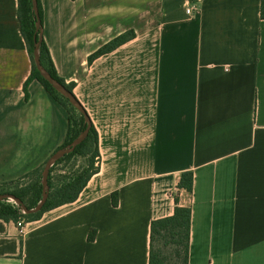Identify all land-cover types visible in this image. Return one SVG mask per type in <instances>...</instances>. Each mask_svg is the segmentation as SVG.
<instances>
[{
  "label": "crops",
  "instance_id": "obj_1",
  "mask_svg": "<svg viewBox=\"0 0 264 264\" xmlns=\"http://www.w3.org/2000/svg\"><path fill=\"white\" fill-rule=\"evenodd\" d=\"M40 5L55 70L97 132L99 170L23 234L0 219V264H149L151 224L176 199L192 212L188 264H264L261 0ZM18 13L19 0H0V181L40 168L70 130L37 79L26 100L32 59ZM186 172L192 191L180 188Z\"/></svg>",
  "mask_w": 264,
  "mask_h": 264
},
{
  "label": "trees",
  "instance_id": "obj_2",
  "mask_svg": "<svg viewBox=\"0 0 264 264\" xmlns=\"http://www.w3.org/2000/svg\"><path fill=\"white\" fill-rule=\"evenodd\" d=\"M39 14L41 18V27L43 29V19H42V8L40 5V0H38ZM19 20L21 24L22 34L26 40L28 50L32 59V74L30 78L27 80L25 84V93L26 100L29 98L27 87L29 83L37 79L45 88L48 95L54 99V101L58 102V97H61L65 101L68 102L66 98H64L61 94H59L49 82H47L39 73L36 68L33 59V49H34V33H35V15L32 10L31 0H19ZM261 18L264 19V0H261ZM134 37L133 32H129L124 34L117 39L111 41L109 44L101 48L98 52L93 54L90 57V62L93 61L97 56L102 55L104 53L110 52L116 49L119 45L125 43L129 39ZM40 53H41V62L44 68L55 78L58 82L64 85L70 92H72L73 84H66V82L60 78L55 70L54 64L48 52L47 46L42 38L40 45ZM82 116V115H81ZM83 119V125L81 127V131L77 133L76 137L71 141V143L79 136V134L86 129V123ZM70 135V130L68 133V137ZM93 139L96 144V150L90 158L89 165L87 171L83 172L75 179H70L68 181L63 182L57 188H54L52 185V173L53 168L60 164L62 161L79 154V151L87 146L89 141ZM66 144V143H65ZM70 144V143H69ZM68 144V145H69ZM67 145H63L60 148L66 147ZM100 154L98 150V137L97 132L94 126H91L90 132L87 138L77 146L73 153H70L64 156L61 160H59L51 169L49 174V186L50 193L48 196V200L43 208V210L37 214L26 215L23 214L21 209L13 204L8 203L7 201L0 203V219L5 221H14L18 223L21 220L24 221H32L39 219L45 212L55 209L57 207L63 206L68 203H72L77 200L82 190L86 187L90 178L96 174L99 170L97 162L99 160ZM39 172V168L28 173H37ZM42 174V173H41ZM39 174L38 179L36 180L33 189L31 191L35 193L33 196L32 204L34 207L40 201L42 196V176ZM27 175L23 176L26 177ZM193 187V173L186 172L183 174L180 188H184L188 191H192ZM11 193L20 198L24 203H26V195L28 191L25 189H16L12 191H5L0 189V194L2 193ZM114 205L118 204L117 194L113 196ZM33 208V207H29ZM191 221H192V212L190 208L180 207L178 204V200L176 199V208L174 214L172 216L161 218L154 220L151 224V236H150V256H149V264H171L169 262L170 257H174L177 260H181L183 264H188L189 259V247H190V238H191ZM94 236L90 235V240H93Z\"/></svg>",
  "mask_w": 264,
  "mask_h": 264
},
{
  "label": "water",
  "instance_id": "obj_3",
  "mask_svg": "<svg viewBox=\"0 0 264 264\" xmlns=\"http://www.w3.org/2000/svg\"><path fill=\"white\" fill-rule=\"evenodd\" d=\"M32 10L35 15V33L33 37L34 41V49H33V59L36 65L37 70L40 75L51 84V86L64 98L68 100V102L83 116L86 129L82 131L79 136L69 145L63 148L57 149L54 153H52L49 158L46 160L43 170H42V196L37 205L33 208H29L26 204L17 196L11 193H2L0 194V203L5 201H13L19 208L23 214L32 215L41 212L48 200V196L50 193L49 186V174L52 167L61 160L64 156L73 153L74 150L80 145L88 136L92 123L85 109L79 103V101L75 98L72 92H70L64 85L58 82L52 75L44 68L41 62V53H40V45L42 41V27H41V18L39 14L38 0H31Z\"/></svg>",
  "mask_w": 264,
  "mask_h": 264
},
{
  "label": "rangeland",
  "instance_id": "obj_4",
  "mask_svg": "<svg viewBox=\"0 0 264 264\" xmlns=\"http://www.w3.org/2000/svg\"><path fill=\"white\" fill-rule=\"evenodd\" d=\"M58 104L62 107V110L64 108V111L68 115V120L70 125V135L66 141V144H64V145H68L76 137L77 133L81 131V127L83 125V119L81 114L69 102L65 101L61 97H58ZM95 150H96V144L94 140L91 139L87 144V146L83 147L79 151V154H76L62 161L60 164L56 165L53 168V173H52L53 187L57 188L63 182L68 181L70 179H75L77 176L87 171V169L89 168L88 165L90 158L92 157ZM46 160L41 165V167L39 168V172L37 173H31L26 177H22L14 181H0V189L5 191H12L16 189L27 190L28 194L26 195L25 204L28 207H34L32 201H33V196H35V193L34 191L32 192L31 189H33L39 174L42 173ZM7 202L16 205L13 201H7ZM169 259H170L169 262L171 264H183L181 260H177L174 257H170Z\"/></svg>",
  "mask_w": 264,
  "mask_h": 264
},
{
  "label": "built area",
  "instance_id": "obj_5",
  "mask_svg": "<svg viewBox=\"0 0 264 264\" xmlns=\"http://www.w3.org/2000/svg\"><path fill=\"white\" fill-rule=\"evenodd\" d=\"M24 224H25V221L24 220H21L17 223L18 227L20 228V232L23 234L24 233Z\"/></svg>",
  "mask_w": 264,
  "mask_h": 264
}]
</instances>
